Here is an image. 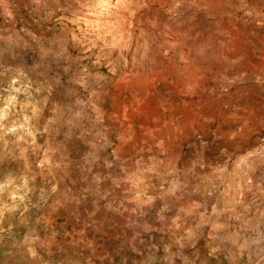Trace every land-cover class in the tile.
<instances>
[{
  "label": "rangeland",
  "instance_id": "rangeland-1",
  "mask_svg": "<svg viewBox=\"0 0 264 264\" xmlns=\"http://www.w3.org/2000/svg\"><path fill=\"white\" fill-rule=\"evenodd\" d=\"M0 264H264V0H0Z\"/></svg>",
  "mask_w": 264,
  "mask_h": 264
}]
</instances>
